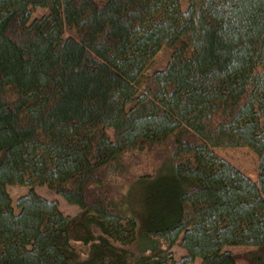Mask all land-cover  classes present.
<instances>
[{"label":"trees","instance_id":"trees-1","mask_svg":"<svg viewBox=\"0 0 264 264\" xmlns=\"http://www.w3.org/2000/svg\"><path fill=\"white\" fill-rule=\"evenodd\" d=\"M179 240L264 264V0H0V264H187Z\"/></svg>","mask_w":264,"mask_h":264},{"label":"rangeland","instance_id":"rangeland-1","mask_svg":"<svg viewBox=\"0 0 264 264\" xmlns=\"http://www.w3.org/2000/svg\"><path fill=\"white\" fill-rule=\"evenodd\" d=\"M182 6L185 8L186 0H182ZM47 14V10L41 8H35L33 13L31 14V20L35 18H39L43 15ZM163 55V54H159ZM163 57L157 58V60L153 63L162 64ZM107 134L110 139H113L114 134L112 130H108ZM214 153L222 158L224 161L229 163L231 166L239 170L243 173L246 177H252L255 175V182L257 181V166L258 161L257 157L248 149V148H222V149H215ZM7 192L11 199L12 208L15 213H18V210L15 208L16 201L21 196H24L28 193V188L21 187V186H8ZM35 193L40 197L48 200L54 201L57 203L59 211L66 217H74L80 212V209L76 206L67 204L61 197L58 195L48 191L46 188H36ZM207 248V247H206ZM206 248H201V253H206ZM253 250L251 247H224L223 251H227L232 253L236 256L243 255L246 252ZM187 250L184 249L180 243V240L176 242L170 249L169 253L172 255L173 259L179 263V261L183 259H193V261H187V264H200V258L197 256L192 257L191 255L187 254Z\"/></svg>","mask_w":264,"mask_h":264}]
</instances>
